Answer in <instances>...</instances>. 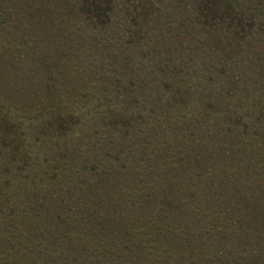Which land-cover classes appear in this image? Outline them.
Here are the masks:
<instances>
[{
  "label": "trees",
  "instance_id": "1",
  "mask_svg": "<svg viewBox=\"0 0 264 264\" xmlns=\"http://www.w3.org/2000/svg\"><path fill=\"white\" fill-rule=\"evenodd\" d=\"M0 264H264V0H0Z\"/></svg>",
  "mask_w": 264,
  "mask_h": 264
},
{
  "label": "rangeland",
  "instance_id": "2",
  "mask_svg": "<svg viewBox=\"0 0 264 264\" xmlns=\"http://www.w3.org/2000/svg\"><path fill=\"white\" fill-rule=\"evenodd\" d=\"M143 6V5H142ZM145 6V5H144ZM260 50V49H259ZM259 50H256V51H259Z\"/></svg>",
  "mask_w": 264,
  "mask_h": 264
}]
</instances>
